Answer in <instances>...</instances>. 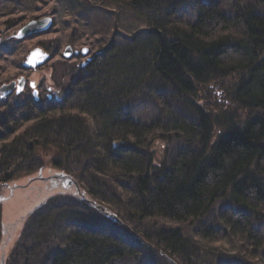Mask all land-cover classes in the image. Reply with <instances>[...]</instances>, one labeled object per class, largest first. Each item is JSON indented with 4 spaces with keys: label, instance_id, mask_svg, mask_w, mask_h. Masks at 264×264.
<instances>
[{
    "label": "trees",
    "instance_id": "trees-1",
    "mask_svg": "<svg viewBox=\"0 0 264 264\" xmlns=\"http://www.w3.org/2000/svg\"><path fill=\"white\" fill-rule=\"evenodd\" d=\"M56 1L83 16L77 0ZM108 1L135 14L144 29L72 65L77 74L69 86L48 87L56 98L15 103L25 112L2 123L3 188L36 174L70 175L124 223L200 221L219 199L258 213L264 207V15L252 4L225 11L207 0ZM179 139L182 147L172 150ZM163 142L169 147L162 149ZM73 198L47 194L26 218L29 231L47 227L66 244L40 264H112L130 255L132 243L147 252L154 244L182 264L200 253L179 229L136 236ZM220 221L224 236L240 237L254 253L262 248L249 213L230 209ZM215 233L204 225L198 230L204 240Z\"/></svg>",
    "mask_w": 264,
    "mask_h": 264
},
{
    "label": "rangeland",
    "instance_id": "rangeland-1",
    "mask_svg": "<svg viewBox=\"0 0 264 264\" xmlns=\"http://www.w3.org/2000/svg\"><path fill=\"white\" fill-rule=\"evenodd\" d=\"M10 1L13 2L0 1V87L24 76L29 81L35 82L43 101L46 100L48 95H50L51 99L57 97L54 94H49L48 87L61 89L65 86L66 88L76 78L77 70H73L72 65L84 62L98 52L100 48H106L110 43L127 41L128 37L144 29L142 22L135 14L108 0L75 1L73 5L84 13L83 16L78 11H67L68 8L59 4L56 0ZM20 1L22 2L21 6L18 4ZM207 3L225 11H230L236 4L243 6L252 4L257 13L264 15V4L257 0H207ZM76 13L77 15H75ZM188 14L189 10L187 9L183 16ZM43 18H51L53 21V25L48 31L32 35L24 40L15 38L17 31L21 27L32 20ZM68 46L73 51V56L70 60L63 57V52ZM36 47L46 51L50 59L35 72L24 70L22 66L26 56ZM83 48L89 50V55L83 56L81 54ZM203 94L201 95L203 96ZM25 98H32L28 86L20 97L15 96L13 93L3 99L0 97V134L2 133L1 129L4 127L2 123L16 122L19 120L16 118L20 117L22 112H25L22 109L23 107L15 109V103L23 102ZM141 99L137 97L134 101H140ZM141 105L143 106V103ZM10 115L12 116L11 118L9 117ZM164 143L162 149L163 147L168 148L169 145ZM156 145H160V142H156ZM181 147L182 142L179 139L173 142L171 149L177 150ZM162 149L160 148V150ZM159 158L160 154L157 155V163L160 162ZM45 172L47 173V171ZM46 176L43 175L42 177L45 178ZM84 177L86 179V176ZM43 183L38 174L27 179L21 178L14 183H9L4 188L2 182H0V263L2 258L5 261L4 254H6L9 259L8 264H40L49 259L52 254L66 248L63 238L55 236L52 232H47V227L41 230V234H36V232L34 233L32 230L29 231L27 229L26 221L20 224L21 217L25 213L29 212L32 207L38 206L37 208L34 207V211H36L44 203L36 201V193L40 190L44 193H57L62 190L61 187L51 190L48 183L47 185ZM18 185H27V187L22 189L24 191L15 190L13 195L8 197L9 188ZM82 186L84 187V184ZM29 188L30 190H28ZM29 191L33 195L28 194ZM28 195H30L29 199L26 198ZM41 197L43 199L44 194ZM74 198L75 201L84 203L89 208L92 205L86 203V201L94 202L97 205L100 204L98 199H92L89 196L83 199L79 195H75ZM68 204L77 207L70 200ZM92 209L95 210L94 208ZM230 209L234 210V212L249 213L253 227L262 235L263 246L261 249L254 253L251 245L240 237L224 236V232L228 230L221 223L220 216L223 212ZM32 211L31 213H35ZM111 213L117 216L115 213ZM117 218L119 219L118 216ZM119 220L120 223H115L121 225L122 228H127L134 235L141 237L144 234L152 236V234L160 230L179 229L184 238L200 251L192 258L193 264H264V207L253 215L242 206H234L227 199H219L214 203L209 213L202 220L196 222L173 223L158 218L146 219L141 223H124L121 219ZM18 223V229H13L14 237L8 243L2 227L4 226L5 229L11 228ZM16 225L15 227H17ZM203 225L207 228L213 227L216 230L215 237L207 240L201 239L202 237L199 236L198 230ZM118 232L122 233L121 230H118ZM13 240H15L14 247L10 245ZM6 243L8 246L4 250ZM129 249L130 255L121 261H114L112 264H182L177 258H175V260L177 259L175 261L166 256L161 251V248L154 246V244L152 245L153 250L148 252L133 243Z\"/></svg>",
    "mask_w": 264,
    "mask_h": 264
},
{
    "label": "water",
    "instance_id": "water-1",
    "mask_svg": "<svg viewBox=\"0 0 264 264\" xmlns=\"http://www.w3.org/2000/svg\"><path fill=\"white\" fill-rule=\"evenodd\" d=\"M52 25H53V21L51 18L32 20L28 22L25 26H23L21 29H19L15 37L18 40H23L32 35H36L48 31L52 27ZM81 54L83 56H87L88 49L83 48L81 50ZM72 56H73L72 48L69 46L66 47V49L63 52V57L67 60H70ZM48 60H49V56L47 54L43 53L39 48H35L26 57V60L24 62V67L27 70L36 71L38 68L42 67L46 62H48ZM30 87L33 89L32 94L34 100L37 102L39 100V95H38V90L35 87V83L31 82ZM24 88H25L24 78L19 79L18 82H14V81L10 82L9 84H5L0 87V95H1L0 97L4 98L6 96H9L12 94L13 91H15L17 95H19L23 92ZM50 179L55 180L52 182L51 189H54L56 187V182H59L64 189L66 190L73 189L75 192L78 193L80 197L84 199V195L80 192L79 185L71 176L64 174H55L51 176ZM22 188L24 187L15 186L13 189L15 190ZM88 203H90L93 206V208L103 213L106 217L111 216L116 221V223H120L118 218L115 215H110V213L106 210L105 207L99 206L94 202H88ZM1 260H2L1 264H3V258Z\"/></svg>",
    "mask_w": 264,
    "mask_h": 264
},
{
    "label": "flooded vegetation",
    "instance_id": "flooded-vegetation-1",
    "mask_svg": "<svg viewBox=\"0 0 264 264\" xmlns=\"http://www.w3.org/2000/svg\"><path fill=\"white\" fill-rule=\"evenodd\" d=\"M28 80V79H27ZM26 89V88H25ZM30 90V89H29ZM44 194V196H45V193L42 191V190H40L38 193H36L35 195H36V197H35V199H36V201L37 202H39V201H43V199H41L42 197V195ZM28 198V197H27ZM30 202V201H29ZM35 208H37L38 206H34ZM34 207H32L31 208V210H35V208ZM31 210L29 211V212H27L23 217H21V219H23V218H25V216H27V214H29L30 212H31ZM17 226V229H18V227H19V223L16 225ZM2 229H3V231H4V235L7 237V240H8V243L13 239V237H14V230L13 229H16V227H11V228H6L5 229V227L3 226L2 227ZM11 229V230H10ZM17 231V230H16ZM14 244H15V240H13L12 242H11V244L10 245H13L12 247H14ZM8 246V244L6 243L5 245H4V250H5V248ZM12 247H11V249H12ZM4 250H3V252H4ZM5 255V264H7V261L9 260L8 259V255H6V254H4Z\"/></svg>",
    "mask_w": 264,
    "mask_h": 264
}]
</instances>
